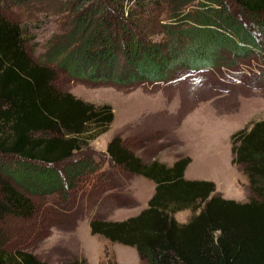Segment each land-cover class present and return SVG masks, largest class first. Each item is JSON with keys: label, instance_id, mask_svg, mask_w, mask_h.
Here are the masks:
<instances>
[{"label": "rangeland", "instance_id": "rangeland-1", "mask_svg": "<svg viewBox=\"0 0 264 264\" xmlns=\"http://www.w3.org/2000/svg\"><path fill=\"white\" fill-rule=\"evenodd\" d=\"M192 2L150 0L141 10L135 0H127L123 9L108 0H0L1 15L22 30L28 55L54 70L56 89L95 105L109 104L114 113L109 129L74 156H89L91 169L65 192H31L7 171L14 158L0 156V205L6 206L7 186L32 205L28 216L0 212V249L30 252L49 264H140L134 247L89 229L95 217L136 215L154 190L152 181L111 166L106 145L114 136L144 162L156 159L170 166L189 156L185 178L212 180L222 197L248 201V179L231 162L230 145L234 132L264 119V55L247 58L240 70L172 68L160 81L138 70L146 56L157 63L175 50L176 15ZM227 3L237 8L232 0ZM79 73L85 75L78 78ZM190 215L183 210L174 217L185 222Z\"/></svg>", "mask_w": 264, "mask_h": 264}, {"label": "trees", "instance_id": "trees-1", "mask_svg": "<svg viewBox=\"0 0 264 264\" xmlns=\"http://www.w3.org/2000/svg\"><path fill=\"white\" fill-rule=\"evenodd\" d=\"M108 1L121 9L127 2ZM149 1L135 4L145 10ZM189 1L193 4L176 15L180 38L172 43L175 50L159 56L157 63L147 56L140 63L138 70L147 79L160 81L172 68L189 73L240 70L247 58L264 55V0H232L236 9L229 0ZM89 72L93 76L96 67ZM55 75L49 65L28 55L20 27L0 13V156L13 157L7 171L40 194L65 192L91 169L89 156H74L114 119L109 104L95 105L56 89ZM230 152L231 162L248 179L251 195L246 202L222 197L212 180L185 178L189 156L170 166L156 159L144 162L114 136L106 145L111 166L152 181L154 190L136 215L92 218L90 233L134 247L140 264H264V119L234 132ZM5 194L6 206L0 205V212L31 213L29 198L9 186ZM183 210L191 215L178 222L174 214ZM0 264L49 263L30 252L0 249Z\"/></svg>", "mask_w": 264, "mask_h": 264}]
</instances>
